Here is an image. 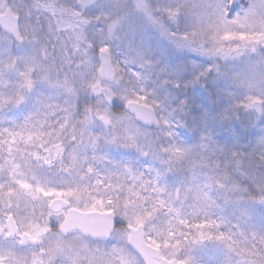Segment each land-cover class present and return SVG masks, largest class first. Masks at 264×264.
Instances as JSON below:
<instances>
[{
	"label": "snow or ice",
	"instance_id": "obj_1",
	"mask_svg": "<svg viewBox=\"0 0 264 264\" xmlns=\"http://www.w3.org/2000/svg\"><path fill=\"white\" fill-rule=\"evenodd\" d=\"M0 264H264V0H0Z\"/></svg>",
	"mask_w": 264,
	"mask_h": 264
}]
</instances>
